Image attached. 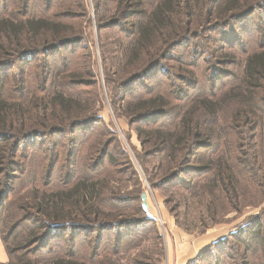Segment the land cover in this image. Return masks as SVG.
Returning <instances> with one entry per match:
<instances>
[{
	"label": "trees",
	"instance_id": "obj_1",
	"mask_svg": "<svg viewBox=\"0 0 264 264\" xmlns=\"http://www.w3.org/2000/svg\"><path fill=\"white\" fill-rule=\"evenodd\" d=\"M106 1L96 2V10L100 13L96 25L99 32L111 29L109 33L114 34L107 42L112 41L115 50L109 62L105 58L103 61L104 76L111 91L110 101L112 104L114 101L115 110L126 114L131 125H138L136 133L142 137L143 144L154 149L158 169L164 174L154 187L178 181L193 171L195 167L189 162L197 149H204L208 154L217 152V156L207 157L204 165L195 169L207 173L200 186L217 187L220 183L222 190L234 187L238 179L229 151L227 159H223L224 145H228L230 129L238 131L245 127V138L248 135L254 145L256 135L261 138L256 129L264 127V45L245 57L240 76L225 89L217 88L213 75L222 72L219 66L228 62L224 58L233 57L228 49L236 46L227 34L262 8L264 0H157L150 8L142 0H113L111 5ZM54 2L0 0V239L8 256L7 261L0 264H122L123 250L132 241H136L134 247L139 246L146 230L143 228L155 222L141 207L142 193L139 204L129 207L135 215L123 217L126 208L120 207L116 211H106L103 201H99L103 185L99 186L101 178H97L101 176L91 170L77 173L81 147L76 148L73 142L65 153L70 170L67 177L71 180L67 188L49 190L41 186L43 176L44 180L48 179L47 184L53 176L64 143L58 146L53 142L42 150L44 158L48 159L46 170H39L25 161V152L35 153L31 150L34 139L54 137L56 141L61 136L63 140L67 133L78 131L83 137H89L86 135L88 129L100 121L98 116L86 118L95 109L93 111L92 103L69 93L67 90L71 87L56 84L52 78L46 86L52 75L55 79L67 73H70L69 78L77 77L74 83L81 85L80 76L86 71L85 64L82 66L78 59L72 64L63 62L54 72V66L46 61L52 63L58 56L62 59L74 57L82 51L86 29L79 19L84 15H71L69 11L56 15L52 12ZM66 5L70 6V2ZM211 21L215 22L213 31L218 35L219 46L216 50L218 60L210 68L213 87L203 90L197 72L187 69L190 61L181 59L177 70L184 75H169L173 81L169 86L172 88L173 83H177L176 89H167L168 85L163 84L141 97L145 93L142 88L125 101L137 82L165 68L162 63L171 59L170 53ZM65 50L69 54H61ZM37 56L46 59L43 64L33 62ZM37 65L43 66H39L41 71H35ZM16 66L17 71L11 72ZM193 66L195 68L196 64ZM35 76L40 79L37 86L32 84ZM92 77L87 86L93 87L97 96L98 80L94 74ZM12 84L14 88L9 90L7 85ZM174 99L179 103L174 106L179 108L176 112L172 108ZM105 150L106 147L102 154ZM101 159L92 168L101 164ZM261 176L264 177V173ZM25 179L32 186L30 202L19 206H14L13 201L7 202L10 194H16V182ZM197 187L198 183L194 182L192 192ZM110 212L118 216L114 220H111L113 216L106 218L105 215L111 216ZM260 218L255 216L254 222L249 221L238 231L211 243L187 264H254L249 255L256 253L258 247L264 252L263 242L257 237ZM92 232L95 239L92 238L91 252L87 254L84 253L86 247L80 250L78 245L82 241L88 244ZM55 239L56 242H52ZM109 239L113 241L108 243ZM53 243L57 244L52 246Z\"/></svg>",
	"mask_w": 264,
	"mask_h": 264
},
{
	"label": "rangeland",
	"instance_id": "obj_2",
	"mask_svg": "<svg viewBox=\"0 0 264 264\" xmlns=\"http://www.w3.org/2000/svg\"><path fill=\"white\" fill-rule=\"evenodd\" d=\"M54 1L55 6L52 12L56 15L65 11L72 12L71 15L73 13L74 15H84L85 18H79L83 20L86 28L83 34V48L82 45H79L83 50L77 52L74 57L62 59L63 57L58 56L57 59H53L52 63L41 56H37L33 62L43 64V61L46 60L49 65L54 66L53 72L63 62L72 64V61L78 59L77 62L81 63L82 66L85 64L86 71L80 76L81 85L74 83L77 77L69 78L70 73H67L68 75L62 74V76L59 75L55 79V75H52L48 78L46 86L50 82L49 79L52 78L56 84L62 83L71 87L67 90L69 93L77 95L83 102L92 103L93 111L95 109V112L86 118L98 116L100 121L95 122L88 129L89 131L92 130V134L87 133L89 131L86 132V135L91 137H83L82 132L78 131L74 134L67 133V135H64L63 140L60 135L56 136H60L56 141H54V137H51L50 140L44 138L34 139L35 144L31 150L35 153L32 155L29 151L25 152L27 154L25 161L26 163H32L39 170H44L48 161L47 158H44L42 150L44 151L53 142H57L58 146L64 143L53 176H51L48 184L46 183L48 179L44 180L43 176L41 186L53 190L64 189L70 185V179L68 180L67 177L70 170L68 162H65V153L67 154V150L73 142L76 143V148L81 147L80 156L82 159L80 158L79 165H76L77 173H82V171L89 173L91 170L92 173L101 176L97 178H101L99 186L103 185V193L101 192L102 195L99 201H103L102 204L106 211H116L120 207V209L126 208V210H123V217L135 215L129 207L139 204V196L145 192L146 202L155 222L143 228V230H146L143 233L144 235L141 236V241L138 242L140 243L139 246L134 247L136 241H132L128 244L127 249L123 250L125 252L122 251L123 253L120 256L122 264H187L211 243L238 231L239 227L249 221L254 222L255 216L261 217V226L257 237L259 241L262 240V249H264V177L261 176L264 173V161H262V158L264 159V127L256 129L261 138H257L256 135L255 142H257L255 145L250 143L251 140L248 135L245 138V127L238 128V131L230 129L228 132V145H224L223 159H227L229 151L233 161L232 164H234L235 176L238 179L235 186L231 187L235 193L231 188L222 190L220 183H217V187H211V184L200 186V181L207 173L204 174L195 169L197 166L204 165L203 162H206L207 157L213 159L217 156V152L208 154L204 149H197L195 157L190 160L189 164L195 167L193 171L181 176L178 181L173 180L166 185L154 187L158 184L159 178L164 175L158 169L159 163L154 155V149L143 144L142 137H138L136 133V126L138 125H131L126 114L115 110L114 101L113 104L110 101L111 91L104 76L103 61L105 58L109 62L111 53L115 50L112 41L107 42L111 38L113 39L114 34L109 33L111 29L98 31L96 22L100 13L96 10L97 0ZM64 1H66V4L70 2V6L63 4L59 7L60 3H64ZM142 1L145 2L147 8H150L157 0ZM105 3L111 5L113 0H107ZM107 16L109 17L110 14ZM125 26L130 28L128 24H125ZM203 27V29L196 32L195 36L193 35L191 38L182 41L181 45L170 53L171 59L162 63L166 66L165 68L162 67L148 75L149 77L145 80L137 82L126 95L125 101L130 100L135 91H142V88L145 93L141 97H146L156 91L155 87L161 88L163 84L168 85L167 89H176L177 83H173L172 88L169 86V82H173L169 75L174 77L184 75V72L177 70V67L181 66V59L190 61L188 63L190 67H187V69H194L197 72V79L200 85L203 86V90L213 87V77L209 76H211V66L213 67L218 60L219 52L216 51L219 48V46L217 47L218 35L213 31L215 22L211 21ZM235 28L238 29L234 34ZM235 28L232 33L227 34L230 40H234L233 44L236 46L234 49H228L233 53V57L224 58L228 62L219 66V70L222 72L213 75L215 81L217 80L219 90L230 86L240 76L245 57L264 45V6L255 10L252 15ZM76 46L78 47V45ZM61 52H63L61 54H69L68 50ZM194 63L196 64L195 68ZM21 66L23 67V65ZM37 66L38 68L35 71H41L42 69L39 66H43ZM17 67H13L11 72L17 71ZM199 68L201 69L199 70ZM89 70H92V73H89ZM163 71H166L167 75H164ZM93 74L98 80L96 84L98 86L97 96L94 95L93 87L87 86V82L94 78L92 77ZM68 78L72 79L71 82L68 81ZM32 84L34 86L40 84L38 76L32 77ZM7 86L9 90L14 88L13 84ZM177 104H179L178 101L174 99L172 108ZM176 109L179 111V108H174V111ZM140 125L147 126L145 124ZM105 147L106 150L102 154ZM101 148L103 149L101 150ZM237 156L241 160H238ZM99 158H102V163L92 168L93 165L99 162ZM161 165L164 166V163H161ZM27 180L16 182V194H10L7 202L12 203L13 201L14 206L30 202L33 193L32 186L29 185ZM194 182L198 183V187L192 192ZM37 186L41 187L40 183ZM110 208L111 210H109ZM108 214H111V216L105 215V217L109 219L113 216L111 220L118 216L115 212ZM94 236L95 233L92 232L89 235V243L85 244L82 241L78 248L83 250L86 247L84 253L89 254L92 248L91 241L93 243L95 239ZM56 240L52 242H56ZM112 241L113 239H109L108 243ZM0 243L4 250L1 239ZM56 244L53 243L52 246ZM60 245L63 246L62 243ZM259 249L260 247H258L256 253L253 252L249 255L251 259H254V264H264V252L259 251Z\"/></svg>",
	"mask_w": 264,
	"mask_h": 264
},
{
	"label": "water",
	"instance_id": "obj_3",
	"mask_svg": "<svg viewBox=\"0 0 264 264\" xmlns=\"http://www.w3.org/2000/svg\"><path fill=\"white\" fill-rule=\"evenodd\" d=\"M141 207H142L143 211L145 212V214L147 215V217L151 218L152 215H151V213L149 211L148 204L146 202V194H145V192H143L141 194Z\"/></svg>",
	"mask_w": 264,
	"mask_h": 264
},
{
	"label": "crops",
	"instance_id": "obj_4",
	"mask_svg": "<svg viewBox=\"0 0 264 264\" xmlns=\"http://www.w3.org/2000/svg\"><path fill=\"white\" fill-rule=\"evenodd\" d=\"M0 261L1 262H6L7 261V256H6V253L5 251L3 250L2 246H1V243H0Z\"/></svg>",
	"mask_w": 264,
	"mask_h": 264
}]
</instances>
